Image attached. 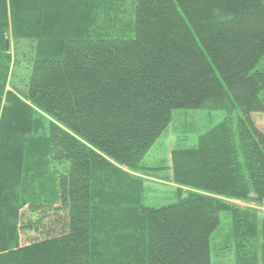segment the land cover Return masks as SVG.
<instances>
[{"label": "trees", "instance_id": "16d2710c", "mask_svg": "<svg viewBox=\"0 0 264 264\" xmlns=\"http://www.w3.org/2000/svg\"><path fill=\"white\" fill-rule=\"evenodd\" d=\"M203 109L225 118L171 153L187 195L147 206L143 159ZM256 114L264 0H0V264H211L224 212L264 264V214L227 202L264 207Z\"/></svg>", "mask_w": 264, "mask_h": 264}, {"label": "rangeland", "instance_id": "374dc122", "mask_svg": "<svg viewBox=\"0 0 264 264\" xmlns=\"http://www.w3.org/2000/svg\"><path fill=\"white\" fill-rule=\"evenodd\" d=\"M19 73V77L26 78L25 65L22 66V72ZM173 117V123L166 133L143 159L141 166L146 171L137 174L143 179L142 190L147 206L166 205L187 195L188 190L175 183L171 153L178 145L188 148L193 147L199 135L222 121L225 118V113L204 109L200 111L180 110L175 111ZM251 118L257 129L264 134V115L256 114ZM227 202L243 209L253 208L264 214V207L260 208L242 201L227 200ZM220 217V228L211 238V264H236L232 243L231 216L229 213L224 212L221 213ZM36 239H38V234L34 232L26 233L21 236V245H28Z\"/></svg>", "mask_w": 264, "mask_h": 264}, {"label": "water", "instance_id": "95a60500", "mask_svg": "<svg viewBox=\"0 0 264 264\" xmlns=\"http://www.w3.org/2000/svg\"><path fill=\"white\" fill-rule=\"evenodd\" d=\"M6 49L9 50V43L6 44Z\"/></svg>", "mask_w": 264, "mask_h": 264}]
</instances>
